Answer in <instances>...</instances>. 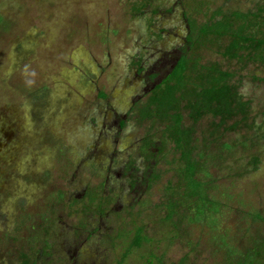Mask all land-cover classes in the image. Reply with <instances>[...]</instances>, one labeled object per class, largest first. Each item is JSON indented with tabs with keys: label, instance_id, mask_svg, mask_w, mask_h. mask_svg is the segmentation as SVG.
<instances>
[{
	"label": "rangeland",
	"instance_id": "obj_1",
	"mask_svg": "<svg viewBox=\"0 0 264 264\" xmlns=\"http://www.w3.org/2000/svg\"><path fill=\"white\" fill-rule=\"evenodd\" d=\"M192 1H153L161 8L154 15L151 0H0V264H23L25 256L29 264H115L102 239L116 228L115 220L99 219L98 234L90 239L72 230L82 218L72 215V203L102 180L94 172L108 170L110 187L121 196L117 211L144 198L150 202L143 213L150 235L160 227L151 213V200L160 198L157 188L149 196L131 191L123 175V163L134 157L143 135L128 118L155 83L149 75L158 73L159 80L177 59L187 32L183 13ZM199 1L209 9L200 22L218 8L248 12L264 2ZM217 51L208 43L197 53L202 63L216 61L235 71L240 93L252 105L246 122L222 133L220 141L234 149L212 167L221 189L245 204H235L229 219L235 244L243 248L264 236V224L254 222L255 214L264 215V65L223 60ZM139 60L147 68L143 74L133 65ZM121 119L128 120L124 129ZM218 146L212 149L220 152ZM57 190L65 193L63 201L49 198ZM50 211L58 219V236L49 255L37 254L43 216ZM86 218L90 225L93 217ZM165 236L156 233L159 240ZM205 239L191 264L220 263ZM187 251L176 243L168 257L177 263ZM144 252L137 249L131 261Z\"/></svg>",
	"mask_w": 264,
	"mask_h": 264
},
{
	"label": "trees",
	"instance_id": "obj_2",
	"mask_svg": "<svg viewBox=\"0 0 264 264\" xmlns=\"http://www.w3.org/2000/svg\"><path fill=\"white\" fill-rule=\"evenodd\" d=\"M153 1L156 0L148 5L156 15L161 8L154 6ZM204 9L209 11L205 2L199 0L188 5L183 13L187 32L177 59L159 80L156 81L158 73L149 75L155 83L129 113L128 120L132 116L131 120L143 129V135L134 157L123 163V175L131 191L149 196L157 188L160 198L151 200V213L159 218L160 227L154 228V234L150 235L143 218L144 208L150 202L144 198H137L129 207L117 211L121 196L110 187L108 170L94 172L93 176L102 178L101 182L89 185L70 207L73 216H82L78 226L72 228L73 233H86L89 239L98 234L99 219L108 223L115 220L116 228L102 236L115 255V264H191L193 254L204 247L203 237L207 238L213 258H219V264H264V236L248 240V246L246 243L243 248L235 244L234 229L229 225L230 212L235 204L241 208L245 204L228 188L221 189L212 172L222 153L234 149V145L220 141L222 133L246 122L252 105L241 95L235 71L216 61L202 63L197 53L211 43L218 46L223 60L264 65V2L248 12L218 8L210 16L206 12L205 20L200 22L199 15ZM134 11L140 13L142 9L135 7ZM153 34L160 37L157 32ZM225 40L227 44H223ZM133 65L139 74L147 70L140 60ZM101 96L106 98L105 94ZM205 119L209 124L199 132V124ZM127 121L120 120L121 129L127 126ZM215 144L220 152L212 149ZM254 161L256 165L259 163L258 159ZM65 197L62 190L49 195L58 202ZM75 206L82 210H74ZM46 214L42 233L36 240L41 246L39 249L37 245V254L43 255L50 254L55 245L53 238L58 236L56 213ZM86 216L93 217L90 225ZM254 218V222L264 224L263 214L257 213ZM196 231L200 236H195ZM156 233L167 236L159 240ZM176 243L188 249L177 263L168 257ZM137 249L145 252L134 263L130 258ZM25 259L23 264H29L30 257Z\"/></svg>",
	"mask_w": 264,
	"mask_h": 264
}]
</instances>
